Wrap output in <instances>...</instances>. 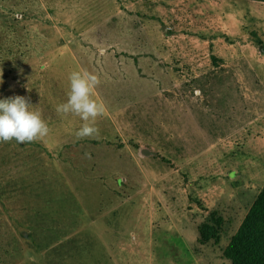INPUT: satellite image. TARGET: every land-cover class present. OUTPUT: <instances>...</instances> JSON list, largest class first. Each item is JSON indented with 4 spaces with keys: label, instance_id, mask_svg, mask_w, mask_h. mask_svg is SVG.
I'll list each match as a JSON object with an SVG mask.
<instances>
[{
    "label": "rangeland",
    "instance_id": "374dc122",
    "mask_svg": "<svg viewBox=\"0 0 264 264\" xmlns=\"http://www.w3.org/2000/svg\"><path fill=\"white\" fill-rule=\"evenodd\" d=\"M78 69L101 78L95 139L55 111ZM15 95L51 131L0 142V264H231L264 187V2L0 0Z\"/></svg>",
    "mask_w": 264,
    "mask_h": 264
},
{
    "label": "clouds",
    "instance_id": "9594fccd",
    "mask_svg": "<svg viewBox=\"0 0 264 264\" xmlns=\"http://www.w3.org/2000/svg\"><path fill=\"white\" fill-rule=\"evenodd\" d=\"M68 81L67 98L56 105L55 111L62 118L78 117L82 121L74 133L78 141L99 137L97 121L107 111L104 101L96 95L101 84L100 75L78 69L69 73ZM50 131L48 122L37 106L31 104L30 97L15 95L0 99V142L15 140L18 144H26L44 141Z\"/></svg>",
    "mask_w": 264,
    "mask_h": 264
},
{
    "label": "trees",
    "instance_id": "16d2710c",
    "mask_svg": "<svg viewBox=\"0 0 264 264\" xmlns=\"http://www.w3.org/2000/svg\"><path fill=\"white\" fill-rule=\"evenodd\" d=\"M211 217L214 220L212 223L205 222L198 227L200 244L219 240L222 219L215 214ZM222 254L231 264H264V187Z\"/></svg>",
    "mask_w": 264,
    "mask_h": 264
},
{
    "label": "water",
    "instance_id": "95a60500",
    "mask_svg": "<svg viewBox=\"0 0 264 264\" xmlns=\"http://www.w3.org/2000/svg\"><path fill=\"white\" fill-rule=\"evenodd\" d=\"M142 153L146 156L156 155V152H154L150 149H144V150H142Z\"/></svg>",
    "mask_w": 264,
    "mask_h": 264
}]
</instances>
